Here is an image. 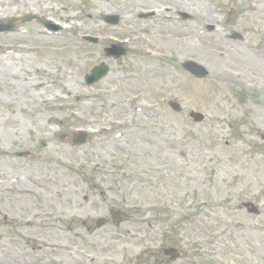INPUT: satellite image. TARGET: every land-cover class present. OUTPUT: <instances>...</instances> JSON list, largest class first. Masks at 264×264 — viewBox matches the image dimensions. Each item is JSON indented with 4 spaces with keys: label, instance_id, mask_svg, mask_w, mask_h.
I'll list each match as a JSON object with an SVG mask.
<instances>
[{
    "label": "rangeland",
    "instance_id": "374dc122",
    "mask_svg": "<svg viewBox=\"0 0 264 264\" xmlns=\"http://www.w3.org/2000/svg\"><path fill=\"white\" fill-rule=\"evenodd\" d=\"M28 14L61 29L0 33V264H134L148 250L152 264H264V0H0V22ZM115 42L117 60L103 52ZM188 60L209 77L192 78ZM100 63L108 75L87 87ZM79 131L88 143L74 148ZM121 208L140 211L142 231L74 239L86 210L91 224Z\"/></svg>",
    "mask_w": 264,
    "mask_h": 264
},
{
    "label": "water",
    "instance_id": "95a60500",
    "mask_svg": "<svg viewBox=\"0 0 264 264\" xmlns=\"http://www.w3.org/2000/svg\"><path fill=\"white\" fill-rule=\"evenodd\" d=\"M185 17V16H183ZM32 19H37L41 21V23L51 32H56L59 28L57 26H54L52 23L47 22L45 20L39 19L36 16H25L22 18H13L7 23H0V32H6V31H13L16 26L26 23ZM104 21L106 23L115 25L118 22V17L117 16H107L104 18ZM84 40L89 41V42H95L96 40L93 38L86 37ZM106 56H113L115 59L119 58L121 55L124 54V51L118 48L117 46H112L110 49L105 50ZM182 67L191 73L195 78L198 79H203L209 76V72L201 65L192 62V61H187L185 64L182 65ZM108 72L107 66L104 64H100L97 67H95L89 75L85 77V83L87 86L92 85L93 83H96L100 79H102ZM169 106L172 108L174 112H179L181 110V107L174 103V102H169ZM189 116L195 121V122H201L203 120V115L191 112ZM85 135L83 134H77L74 136V144L75 145H82L85 143ZM243 207L247 210L248 213L252 214H257L258 211L253 205L251 204H243Z\"/></svg>",
    "mask_w": 264,
    "mask_h": 264
},
{
    "label": "flooded vegetation",
    "instance_id": "af4514ba",
    "mask_svg": "<svg viewBox=\"0 0 264 264\" xmlns=\"http://www.w3.org/2000/svg\"><path fill=\"white\" fill-rule=\"evenodd\" d=\"M98 198L99 199H102V200H108L109 199V195L106 194V193H103V192H99L97 194ZM89 202V199L86 197V198H83L82 200V207L85 205V204H88ZM85 215H86V219L87 220L89 218V212L88 210L85 211ZM129 217H131L129 219ZM128 219H129V222H135L137 224V227L135 228L134 232H136L137 230L138 231H142L143 228H142V224H140V222L142 221V216L140 215L138 218L134 217L133 215L132 216H129L128 215ZM85 220H80L78 219V231L79 230H82V236H80L78 233L75 234L76 237H74V239L76 240H80V241H84L85 239H88V244H93L95 241H96V237L99 233V230H101L102 228H104L105 226H109V227H112L113 229H118L120 227V225H114L112 223H108L107 225L103 226V227H97L96 226V220H94L91 224H86ZM138 221V222H136ZM76 229H74V227L71 225V227H69V232L72 234V232H74ZM127 233H130V232H127ZM100 242L97 243V245H99ZM104 244H105V238H104ZM100 247L96 248V250H98ZM147 254H145L144 257H141V258H137V264H152L153 263V257H154V254H153V251L152 250H148L146 252Z\"/></svg>",
    "mask_w": 264,
    "mask_h": 264
},
{
    "label": "bare ground",
    "instance_id": "6f19581e",
    "mask_svg": "<svg viewBox=\"0 0 264 264\" xmlns=\"http://www.w3.org/2000/svg\"><path fill=\"white\" fill-rule=\"evenodd\" d=\"M4 49L6 48H10L13 51H21L23 49H25V47L17 45V44H12V45H7V46H3ZM43 92H47V89H44Z\"/></svg>",
    "mask_w": 264,
    "mask_h": 264
}]
</instances>
